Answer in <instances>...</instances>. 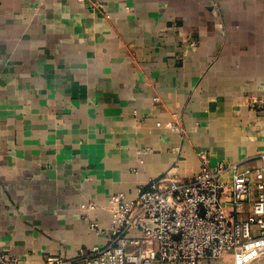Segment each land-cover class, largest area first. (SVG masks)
Instances as JSON below:
<instances>
[{
    "label": "crops",
    "instance_id": "crops-1",
    "mask_svg": "<svg viewBox=\"0 0 264 264\" xmlns=\"http://www.w3.org/2000/svg\"><path fill=\"white\" fill-rule=\"evenodd\" d=\"M42 1L0 0V246L19 264L105 245L115 197L192 178L198 149L264 166V0Z\"/></svg>",
    "mask_w": 264,
    "mask_h": 264
},
{
    "label": "built area",
    "instance_id": "built-area-1",
    "mask_svg": "<svg viewBox=\"0 0 264 264\" xmlns=\"http://www.w3.org/2000/svg\"><path fill=\"white\" fill-rule=\"evenodd\" d=\"M197 155L200 170L192 178L160 177L132 200L118 194L105 245L73 258L47 254L41 264H216L227 257L254 264L263 258L264 166L212 164L202 148ZM248 203L245 219L227 210L240 213ZM19 263L16 252L0 246V264Z\"/></svg>",
    "mask_w": 264,
    "mask_h": 264
},
{
    "label": "rangeland",
    "instance_id": "rangeland-1",
    "mask_svg": "<svg viewBox=\"0 0 264 264\" xmlns=\"http://www.w3.org/2000/svg\"><path fill=\"white\" fill-rule=\"evenodd\" d=\"M45 0H43L42 2H44ZM74 2L76 3V6H81V7H86V8H91L94 9L97 6V3L95 0H93V2H90L88 0H74ZM63 48H60L58 50H62Z\"/></svg>",
    "mask_w": 264,
    "mask_h": 264
}]
</instances>
